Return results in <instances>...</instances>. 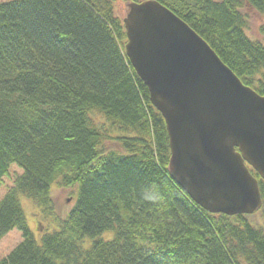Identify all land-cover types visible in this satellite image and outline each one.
<instances>
[{
  "label": "trees",
  "instance_id": "obj_1",
  "mask_svg": "<svg viewBox=\"0 0 264 264\" xmlns=\"http://www.w3.org/2000/svg\"><path fill=\"white\" fill-rule=\"evenodd\" d=\"M116 1L0 2V183L21 169L0 199V240L22 233L0 264H264V180L251 170L256 213L227 215L172 178L166 122L127 56ZM158 1L264 96V41L244 12L264 13V0ZM54 187L74 197L65 216ZM22 196L40 210V241Z\"/></svg>",
  "mask_w": 264,
  "mask_h": 264
},
{
  "label": "water",
  "instance_id": "obj_2",
  "mask_svg": "<svg viewBox=\"0 0 264 264\" xmlns=\"http://www.w3.org/2000/svg\"><path fill=\"white\" fill-rule=\"evenodd\" d=\"M123 22L127 56L166 122L172 178L209 212H257L264 96L160 1L129 2Z\"/></svg>",
  "mask_w": 264,
  "mask_h": 264
},
{
  "label": "rangeland",
  "instance_id": "obj_3",
  "mask_svg": "<svg viewBox=\"0 0 264 264\" xmlns=\"http://www.w3.org/2000/svg\"><path fill=\"white\" fill-rule=\"evenodd\" d=\"M6 1V0H0ZM128 3L127 1H116V8L119 16L124 18L128 12ZM244 12L247 14L249 19V29L248 34L258 40L264 41V34L261 32L262 27H264V13H260L253 6L246 4L244 7ZM98 114V113H97ZM97 119L101 121L102 119L97 116ZM21 169L13 165L11 167V175L7 176L3 179L2 183H0V199L7 192L10 186L13 185L14 177L16 173H20ZM54 199L56 201L58 212L65 216L71 209L74 204V197L70 196L69 190L62 189L60 187H54L53 189ZM22 202L24 205V209L26 211L27 222L29 227L34 232L35 237L38 241L41 240L42 233L45 230V226H43L41 217L39 216L40 210L37 205L33 203V201L27 199L22 196ZM108 234H112L111 232ZM22 239V233L18 229H14L8 232L1 240H0V259L5 257Z\"/></svg>",
  "mask_w": 264,
  "mask_h": 264
}]
</instances>
